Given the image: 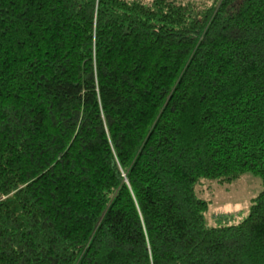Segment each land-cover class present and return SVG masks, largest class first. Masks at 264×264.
<instances>
[{"label":"trees","instance_id":"obj_1","mask_svg":"<svg viewBox=\"0 0 264 264\" xmlns=\"http://www.w3.org/2000/svg\"><path fill=\"white\" fill-rule=\"evenodd\" d=\"M264 0H0V264H264Z\"/></svg>","mask_w":264,"mask_h":264},{"label":"rangeland","instance_id":"obj_2","mask_svg":"<svg viewBox=\"0 0 264 264\" xmlns=\"http://www.w3.org/2000/svg\"><path fill=\"white\" fill-rule=\"evenodd\" d=\"M263 188L264 180L250 173L231 181L202 179L196 184L198 197L207 202L209 225L238 223L247 214L253 197Z\"/></svg>","mask_w":264,"mask_h":264}]
</instances>
